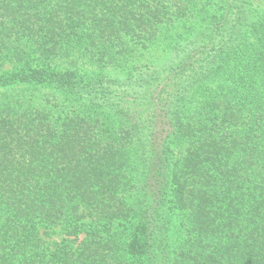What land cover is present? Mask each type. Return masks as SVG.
<instances>
[{
	"label": "trees",
	"instance_id": "1",
	"mask_svg": "<svg viewBox=\"0 0 264 264\" xmlns=\"http://www.w3.org/2000/svg\"><path fill=\"white\" fill-rule=\"evenodd\" d=\"M0 264H264V7L0 0Z\"/></svg>",
	"mask_w": 264,
	"mask_h": 264
},
{
	"label": "rangeland",
	"instance_id": "2",
	"mask_svg": "<svg viewBox=\"0 0 264 264\" xmlns=\"http://www.w3.org/2000/svg\"><path fill=\"white\" fill-rule=\"evenodd\" d=\"M254 4L258 7V8H263L264 7V0H254Z\"/></svg>",
	"mask_w": 264,
	"mask_h": 264
}]
</instances>
